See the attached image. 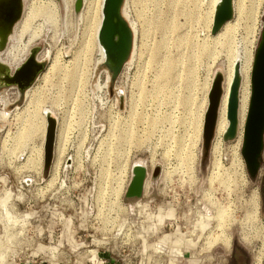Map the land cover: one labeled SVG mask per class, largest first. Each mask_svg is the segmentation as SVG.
Returning <instances> with one entry per match:
<instances>
[{
  "label": "rangeland",
  "instance_id": "obj_1",
  "mask_svg": "<svg viewBox=\"0 0 264 264\" xmlns=\"http://www.w3.org/2000/svg\"><path fill=\"white\" fill-rule=\"evenodd\" d=\"M54 1L48 12L47 0H25L14 28L20 38L7 45L21 56L32 42L45 67L30 88L35 95L0 82V264H255L264 251V149L253 180L242 154V167L232 166L235 139L222 136L224 149L213 152L215 130L206 147L205 124L229 53L254 60L264 0H234L230 36L208 28L211 0H125L134 56L112 80L98 62L83 0L80 10L77 0ZM76 61L83 80L75 96ZM36 96L41 113L50 108L56 119L49 169L51 125L47 118L42 134V121L32 119ZM136 164L149 185L128 197ZM216 171L220 179L211 178Z\"/></svg>",
  "mask_w": 264,
  "mask_h": 264
},
{
  "label": "water",
  "instance_id": "obj_2",
  "mask_svg": "<svg viewBox=\"0 0 264 264\" xmlns=\"http://www.w3.org/2000/svg\"><path fill=\"white\" fill-rule=\"evenodd\" d=\"M125 0H105L103 6V19L98 34V39L106 52L105 64L111 74V80L115 79L126 62L129 60L134 46V32L126 19L123 7ZM25 0H0V50H4L8 44L9 36L12 34L17 22L22 18L24 13ZM82 0H77L76 9L80 10ZM234 17V0H221L216 6L214 22L211 33L216 34L223 25ZM1 62L0 72L2 83L8 86H17L20 90H27L31 87L38 75L44 69L45 65L38 60L37 47H33L30 55L14 71ZM264 62V27L261 32L260 41L254 56L252 69V93L256 74ZM110 80V81H111ZM224 75L217 72L214 78L213 86L209 97V114L206 115L205 133L206 147H210V142L214 136L218 118V111L223 95ZM242 77L240 75V65H235L233 82L228 103V119L229 126L224 134V139L233 140L238 133L239 127V94ZM260 126L258 127V144L255 151L250 152L247 138L244 142L243 156L249 174L253 180L259 176L263 163L261 161L262 151L264 149V100L262 101L260 112ZM50 129H48V137L46 143V169H49L53 159L54 144L56 140V119L54 116L48 117ZM157 172V171H156ZM133 178L127 191L128 197H141L144 194L146 182V168L134 165Z\"/></svg>",
  "mask_w": 264,
  "mask_h": 264
},
{
  "label": "bare ground",
  "instance_id": "obj_3",
  "mask_svg": "<svg viewBox=\"0 0 264 264\" xmlns=\"http://www.w3.org/2000/svg\"><path fill=\"white\" fill-rule=\"evenodd\" d=\"M69 1L70 0H63L65 6H66V4ZM104 1L105 0H83V8H82V11H81L82 12L81 15L85 19V24H86L85 26L88 27V31H89V33L91 35L90 39L93 42L94 41L96 42V45H97V47L99 49V55H100L99 56V61H98L99 64H103L105 62V60H106L105 49H104V47L102 46V44L100 43V41L98 39V34H99L100 27H101L102 19H103ZM220 1L221 0H211V6H210V8H211L210 12L211 13H210L209 17L206 19L207 20V24H208V28H211V26H213L212 24L214 22L216 6L220 3ZM56 5L57 4L55 3L54 0H47L45 8H46V10L48 12H53L55 10ZM124 5H125V3H124ZM235 10L237 11L236 6L234 5V11ZM238 10L241 11L242 13L248 14V15L252 11V9L251 10L250 9L245 10L242 5H239ZM123 12H124V15H125V17L127 19L126 11H125L124 7H123ZM232 21H233L232 19L228 20L223 25V27L217 32L216 35H221V34H223L226 31L225 34L230 36L228 29H229V26L231 25ZM130 25L132 27L131 23H130ZM15 27H16V25H15ZM132 30H133V27H132ZM133 32H134V30H133ZM18 36L19 35H17L16 30H15V32L13 30V32L9 36V38H11L13 40L14 39L16 40V39L20 38ZM8 42H9V39H8ZM15 43H16V41H15ZM31 43H28V44L25 45V50L23 52L24 54L21 55V56H19L17 53H15L13 51L16 47L14 49H12V48H10L11 46H9V48L6 46L7 47V48H5L6 50L4 49L5 52H4V50H2V51L0 50V61L5 63L6 65H8L11 69H12L13 66H16L15 68L19 67L24 62V60L26 59L27 55L30 53L32 47L34 46ZM11 44H13V43H11ZM132 53H133V55H132ZM132 53H131L130 56H134V52L133 51H132ZM229 55H230L229 56V58H230L229 60H231V61H230L229 64H227L228 65L227 70L224 72L223 95H222V98H221L219 111H218V118H217V124H216V141H215L214 146H213V152L219 153V152H221L224 149V145H223V142H222V136L224 138V134H225V132H226L228 126H229V119H228V115H227V113H228V103H229L231 85H232L233 77H234L235 65L238 63L240 65V75L242 77L241 86H240V94H239V114H238V116H239V127H238L237 136L234 138L235 139L234 140L235 144L231 145L230 146L231 148L229 147L231 149V151H232V166L237 169V168L242 167V164H243L242 163L241 154L243 156V149H244L243 147H244V142H245L246 138H247V141H248V146H250L249 154H250V152L252 153L253 151H255L256 148H257V144H258V141H257L258 132L257 131H258V127L260 126L259 112H260L262 101L264 100V62L261 65V67L259 68V70H258V72L256 74L254 92L252 93V88H253L252 87V69H253V64L252 63L254 62L253 56L251 54H241L239 51L230 52ZM74 58H76V57H74ZM0 64H1V62H0ZM14 64H17V65H14ZM81 67H82L81 62H77L76 61L75 65H74V68H73L74 71L73 72H69V75L71 77L70 81H69L70 82L69 89H70L71 93L75 94V96L79 93V91H80V81L83 80L82 79L83 78L82 77L83 74L81 72ZM1 74L2 73L0 72V82H2V79H3V78H1ZM109 75H110V73H109ZM110 77H111V75H110ZM213 82H214V80H213ZM30 88H32V87H29L26 90V93H28V94L31 93L32 95H35L34 94L35 92H32V90ZM37 96L36 97H32V98H34V103L33 104H34V109H35L32 119L34 121H36V120H41L42 121V123H43L42 134H43L44 131H45V126L47 125L46 124V120H47V118L50 115L54 116V111L52 109H50V108H45L44 109V113H41V110L39 108V103H40L39 102L40 101L39 98L40 97H37ZM209 97H210V95H209ZM3 100L5 102H7V98L6 97H4ZM209 111L210 110H208V114H209V117H211V114H210ZM197 124L199 125V123H197ZM39 127L40 126H38V128ZM58 136H60V134ZM178 141H180V140H178ZM178 143H180V142H178ZM57 148H58V146H57ZM219 154H221V153H219ZM187 158L188 157H186L185 159H187ZM243 158H244V156H243ZM244 160H245V158H244ZM136 165L145 167L142 164H136ZM214 166H215V168H218V167L221 166L219 160L215 159ZM169 171L170 170H166L165 171V175L166 176H168V174H170V172L172 173V169H171L170 172ZM218 172L217 173H215V172L212 173L211 172V174L213 176L211 178L212 179L213 178L220 179L223 174H220V172L219 173ZM170 175H173V174H170ZM211 181L213 182V180H211ZM213 183L210 185L211 187H212ZM222 184H223V182H222ZM148 185H149V181H146L144 190L145 189L147 190ZM252 196H253L252 200L254 201V206H255L254 209H255V212H256L257 208H258V194H257V192H254ZM253 201H252V203H253ZM222 212L223 211H221V210L219 211V219H221V220L223 218ZM243 235H244V239L246 240V242H249L248 235L247 234H243ZM224 241H225L226 246L230 247V245H231V236L230 235L229 236H225L224 237ZM263 255H264V251L262 249H260L258 251V253H257L255 264H261L262 263Z\"/></svg>",
  "mask_w": 264,
  "mask_h": 264
},
{
  "label": "trees",
  "instance_id": "obj_4",
  "mask_svg": "<svg viewBox=\"0 0 264 264\" xmlns=\"http://www.w3.org/2000/svg\"><path fill=\"white\" fill-rule=\"evenodd\" d=\"M263 196H264V181H263Z\"/></svg>",
  "mask_w": 264,
  "mask_h": 264
},
{
  "label": "flooded vegetation",
  "instance_id": "obj_5",
  "mask_svg": "<svg viewBox=\"0 0 264 264\" xmlns=\"http://www.w3.org/2000/svg\"><path fill=\"white\" fill-rule=\"evenodd\" d=\"M134 175V174H133Z\"/></svg>",
  "mask_w": 264,
  "mask_h": 264
}]
</instances>
